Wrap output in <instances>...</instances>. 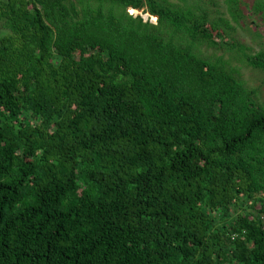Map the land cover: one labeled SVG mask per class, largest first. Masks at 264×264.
<instances>
[{
	"label": "trees",
	"instance_id": "16d2710c",
	"mask_svg": "<svg viewBox=\"0 0 264 264\" xmlns=\"http://www.w3.org/2000/svg\"><path fill=\"white\" fill-rule=\"evenodd\" d=\"M190 1L0 0V264H264V100Z\"/></svg>",
	"mask_w": 264,
	"mask_h": 264
},
{
	"label": "rangeland",
	"instance_id": "374dc122",
	"mask_svg": "<svg viewBox=\"0 0 264 264\" xmlns=\"http://www.w3.org/2000/svg\"><path fill=\"white\" fill-rule=\"evenodd\" d=\"M207 14V21H225L227 25L218 23V30L224 32L227 45L221 48H203L205 56H221L231 67L238 70L240 79L249 89H256L259 97L264 100V73L250 68L240 53L252 55L264 50V0H191ZM231 9L239 12L242 17L236 22L230 14ZM261 11V12H260ZM129 14L140 16L144 21L155 24L156 20L141 12L129 10ZM6 32L0 29V35ZM235 56V58H234ZM237 56V57H236Z\"/></svg>",
	"mask_w": 264,
	"mask_h": 264
},
{
	"label": "built area",
	"instance_id": "2783aa9c",
	"mask_svg": "<svg viewBox=\"0 0 264 264\" xmlns=\"http://www.w3.org/2000/svg\"><path fill=\"white\" fill-rule=\"evenodd\" d=\"M232 239H233V237H232Z\"/></svg>",
	"mask_w": 264,
	"mask_h": 264
}]
</instances>
